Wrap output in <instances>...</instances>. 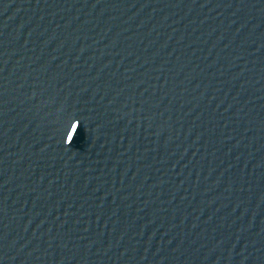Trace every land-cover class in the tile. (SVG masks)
Returning a JSON list of instances; mask_svg holds the SVG:
<instances>
[{
  "label": "water",
  "instance_id": "1",
  "mask_svg": "<svg viewBox=\"0 0 264 264\" xmlns=\"http://www.w3.org/2000/svg\"><path fill=\"white\" fill-rule=\"evenodd\" d=\"M263 254L264 0H0V264Z\"/></svg>",
  "mask_w": 264,
  "mask_h": 264
},
{
  "label": "clouds",
  "instance_id": "2",
  "mask_svg": "<svg viewBox=\"0 0 264 264\" xmlns=\"http://www.w3.org/2000/svg\"><path fill=\"white\" fill-rule=\"evenodd\" d=\"M72 125H75L74 127ZM80 126V121L79 120H73L72 121V124L70 126V129L67 131V135H66V139H65V144L66 145H70L71 142L73 141L76 133H77V130ZM71 137V138H69Z\"/></svg>",
  "mask_w": 264,
  "mask_h": 264
}]
</instances>
